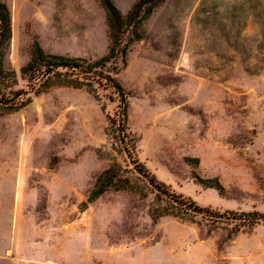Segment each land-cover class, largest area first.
I'll return each instance as SVG.
<instances>
[{
  "label": "rangeland",
  "instance_id": "obj_1",
  "mask_svg": "<svg viewBox=\"0 0 264 264\" xmlns=\"http://www.w3.org/2000/svg\"><path fill=\"white\" fill-rule=\"evenodd\" d=\"M0 1L11 18L0 49V264H264L263 223L238 231L202 211L169 215L177 209L149 183L155 175L200 208L264 214V0L153 10L125 63L107 65L127 99V144L114 138L113 90L22 74L36 44L46 55L107 56L100 1ZM111 1L123 14L138 2ZM113 164L128 183L89 203Z\"/></svg>",
  "mask_w": 264,
  "mask_h": 264
},
{
  "label": "trees",
  "instance_id": "obj_2",
  "mask_svg": "<svg viewBox=\"0 0 264 264\" xmlns=\"http://www.w3.org/2000/svg\"><path fill=\"white\" fill-rule=\"evenodd\" d=\"M106 11L107 24L110 33V46L107 56L95 62H88L83 59H73L64 56L46 55L41 47L36 44L33 49V56L30 63L22 69V74L29 77V81H43L40 86H71L75 88L89 87L93 88L94 84L113 90L119 95L122 104L121 110L113 120L116 125L115 136L120 143L127 144L135 142L134 138L126 130V110L127 99L122 86L117 80L110 75L108 64H117L119 59L125 63L127 52L131 45L142 39L139 30L143 23L148 19L153 10L165 0H138V2L128 11L127 14L121 11L112 3L111 0H99ZM11 38V18L10 11L6 4L0 1V49ZM115 74L119 69L114 66ZM55 80H50V77ZM46 79V80H45ZM36 93H39L37 91ZM134 164L139 172L144 169L145 177L149 175V170L139 162L134 160ZM128 180L122 177L120 166L113 164L111 167L101 173L90 192L89 203L97 200L105 191L110 188H122ZM149 183L157 190L158 195L164 196L171 202L176 212L169 215L181 217L189 213H204L211 220H221L235 223V228L239 231L241 228H254L264 224V214L260 212H234L225 213L215 212L207 208H200L197 203L183 195H177L169 192L168 186L160 182L155 175L150 174ZM166 189V190H165ZM183 213V214H181ZM168 215L166 213L155 212L156 217Z\"/></svg>",
  "mask_w": 264,
  "mask_h": 264
}]
</instances>
